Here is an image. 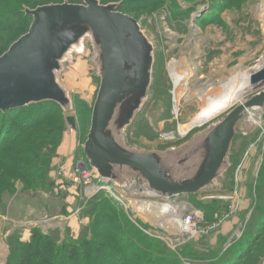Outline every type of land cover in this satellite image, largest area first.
<instances>
[{"label": "rangeland", "instance_id": "374dc122", "mask_svg": "<svg viewBox=\"0 0 264 264\" xmlns=\"http://www.w3.org/2000/svg\"><path fill=\"white\" fill-rule=\"evenodd\" d=\"M101 1L121 3L118 11L139 22L155 50L149 102L127 131L129 147L166 151L190 142L239 104L233 103L205 124L190 125L207 104V96L200 98L197 87L221 101L239 70L249 72L264 61V0ZM52 2L82 0H0V55L29 30L31 20L22 6ZM90 55L78 57L62 78L73 92L71 114L76 117L77 131L68 127L67 114L50 107L10 114L8 119L0 117V264L10 261L15 250L11 241L13 246L27 244L35 231L48 237L46 242L56 240V247L84 239L102 240L108 252L125 257L117 264H150L146 263L149 259H155L152 264H186L194 252L218 253L231 248L244 229L251 228V217L259 219L264 213V163L257 157L263 159L264 154V115L262 127L253 128L247 136L241 130L244 122L240 123L232 168L222 182L227 193L199 194L176 202L203 213L197 237L169 239L158 228L143 225L135 214L138 209H150L144 207L145 202L173 204L142 201L134 197L136 192L133 196L114 183H99L86 160L84 146L100 86ZM172 68L187 75V95L179 114L175 111ZM191 97L195 99L187 103ZM88 173L93 183L86 187L84 175ZM75 178L80 180L75 182ZM115 196H121L119 206L113 203ZM222 196L232 198L222 200ZM137 200L144 206L135 204ZM216 206L221 209L214 211ZM203 209L212 213L210 218ZM152 221L153 225L160 222ZM163 221L172 234L180 235V229L170 227V220ZM261 226L256 239L239 245L237 264H264V226L257 228ZM112 259H96L95 264H116Z\"/></svg>", "mask_w": 264, "mask_h": 264}, {"label": "water", "instance_id": "95a60500", "mask_svg": "<svg viewBox=\"0 0 264 264\" xmlns=\"http://www.w3.org/2000/svg\"><path fill=\"white\" fill-rule=\"evenodd\" d=\"M119 6L83 0L26 9L28 32L0 57V112L53 102L77 131L73 92L62 78L90 52L100 86L84 153L97 177L142 201L176 204L191 195L221 194L240 123L249 112L264 114V67L251 75L245 101L185 145L166 151L129 147L127 131L149 102L155 50L139 22ZM135 215L143 225L177 236L166 221L153 225L145 212Z\"/></svg>", "mask_w": 264, "mask_h": 264}, {"label": "trees", "instance_id": "16d2710c", "mask_svg": "<svg viewBox=\"0 0 264 264\" xmlns=\"http://www.w3.org/2000/svg\"><path fill=\"white\" fill-rule=\"evenodd\" d=\"M62 3H65V2H62ZM62 3H58V4H62ZM67 3L82 4L83 0L81 3H72V2H67ZM101 3L104 4L102 1H101ZM49 4H57V3L52 2V3L42 4V5H38L36 7H33V8L29 7V6H22L23 13L25 14V17L27 18V20L29 21V19H30L31 23H32V18L26 15L25 10L26 9H32L33 10V9L38 8V7L49 5ZM108 4H110V3H108ZM104 5H106V4H104ZM120 5H121V3H120ZM26 33L21 35L17 40H19ZM16 41H14L10 45V47ZM9 48L7 49V51L9 50ZM6 52H4V53H6ZM2 55H0V57ZM44 107H50L51 111H52V109H55V111L58 110L60 112H63V110L61 109V107L59 105H57L53 102H45V103H41V104L31 105L29 107H25L22 109H17V110H12V111H7V112H0V117H4V118L8 119L10 114L21 113L24 111H28L29 109H32V108H40L39 110H41ZM39 110H37V111H39ZM238 135H239V131H238ZM238 135H237V137H238ZM237 137H236V139H237ZM236 139H235V141H236ZM235 141H234V144H235ZM233 148H234V145H233ZM232 151H233V149H232ZM232 157H233V152H232V156H231V163H232ZM263 163H264V154H263L262 164ZM263 171H264V164H263ZM222 193H227L226 191H224V188H223ZM197 195H199V194H197ZM211 195H215V194H211ZM191 196H196V195H191ZM113 203L115 205H118V206L120 205V203L114 198H113ZM220 209H221L220 206H216L214 208V211H216V210L219 211ZM203 210H205V212L207 214V218H210L212 213L210 214V212H208L207 209H203ZM263 214H260L259 219H257L256 216L251 217V219L249 220V222H251V228L250 229L247 228L248 230L245 228L243 236L239 240H237L238 242L235 243L231 248H229L223 252H218V253H216V252H210L209 253L208 252L206 254H203V252H200V253L194 252L193 254L188 255V258H187L188 261L186 262V264L187 263H189V264H237V261H238L237 255L239 253L238 252L239 245H241V246L244 245L248 239L253 240L254 238L255 239L257 238V236L259 234V230L263 228L262 226L260 228H257L258 225L262 224L264 226V215ZM255 222H259L256 228L253 227V224ZM252 229H253V231H252ZM249 234L251 235V238H250ZM43 237L44 236H42V234H39L38 231H35L34 235L32 237V240L27 244H23V245L22 244H14V246H15L14 247L13 241H11V243H10L11 248H15V250L14 251L12 250L11 256H10V261H8L7 264H95L96 259L100 262V261H103V259L106 261H109L112 258H113L112 262L117 264L120 260L119 258H123V259L125 258V257L120 256L121 255L120 252H108L109 248L107 247V245L104 242H100L102 240H98V241L93 242V239L90 241H87V239H84L82 241L80 240L79 243L70 242L69 244L66 243V244L61 245L60 247L59 246L56 247L57 246L56 240L49 239V241L46 242V239L48 237L47 238H43ZM94 238H97V235H95ZM54 249H55V251H54ZM92 249L95 250L96 252H91ZM245 250H247V248ZM92 254H93V256H92ZM154 261H155V259H149L148 261H146V263L152 264ZM120 262H121V260H120ZM166 264H168V263H166Z\"/></svg>", "mask_w": 264, "mask_h": 264}, {"label": "bare ground", "instance_id": "6f19581e", "mask_svg": "<svg viewBox=\"0 0 264 264\" xmlns=\"http://www.w3.org/2000/svg\"><path fill=\"white\" fill-rule=\"evenodd\" d=\"M263 67H264V61L261 63L260 67H258L257 69L251 70L249 72H246L243 69L239 70L236 74L235 80L231 83V90L224 96L223 100L221 101H218L213 96H210L209 94H207L208 92L203 91L201 87L198 86L197 92H199V94L198 93L197 94L199 95L200 98L207 96L206 97L207 104L202 114L196 118L194 123L192 122L190 125L199 126V125L205 124L209 120L216 117L222 111H225L226 109H228V107H230L233 103H236V102L241 103L243 101L244 95L251 89V85H250L251 75ZM172 74L176 77V81L174 83L175 84V96H176L175 97L176 99V107H175L176 110L175 111L177 114H179L178 112L182 108L181 107L182 101L184 97L187 95V89L185 88L186 84L184 83L187 81V75H180L175 68H172ZM197 94L196 96H198ZM194 99H195L194 97H191L186 102L189 103L193 101ZM143 203L144 202H139V200L135 202V204L137 205L139 204L143 205ZM145 203H146L144 204L145 206L144 205L143 206L146 207L148 205L149 207H146V208L147 209L150 208V209L145 210L142 208L141 211L145 212L146 215L151 216L152 219L155 221H162L165 219L170 220L169 223H170L171 228H173L174 226V229L175 227H177V229H180V226H181L184 231L183 224L181 222H178V220H180L183 212L185 211V208L177 204H173L171 206L170 205L164 206L162 204H153L152 202H149V203L145 202ZM153 209H156V210H153ZM156 211L158 213H156ZM158 216H161V219H158ZM184 232L185 233L187 232L186 226H185Z\"/></svg>", "mask_w": 264, "mask_h": 264}, {"label": "built area", "instance_id": "2783aa9c", "mask_svg": "<svg viewBox=\"0 0 264 264\" xmlns=\"http://www.w3.org/2000/svg\"><path fill=\"white\" fill-rule=\"evenodd\" d=\"M247 114L248 115H246L245 119L243 120L244 123L241 126L242 134L245 135V136L249 135L252 132L253 128L262 127L261 120H262V116L264 115V114H254V113H251V112H249ZM263 129H264V126H263ZM239 131H240V127H239ZM173 134L174 133H172L171 135H173ZM258 140H259V138H258ZM81 165H82V167H84L83 164H81ZM241 168H242V166L239 167V169H241ZM84 176H85V178H88L87 180H85L84 184L86 185V187H89L93 183L92 180L89 179L90 174L88 173V174H85ZM79 180L80 179L75 178V182H78ZM97 180H98L99 183H101L103 185H106L105 182L102 181L100 178H98ZM216 196H221V195H216ZM120 197L121 196H115L114 198L118 202L122 203V200H121ZM220 198L222 200H229L232 197L231 198H229V197L227 198V197H223L222 196ZM182 207L185 208V211L183 212V214H182L180 220H178V222H181L183 224L184 231H185V226H186V231L187 232L185 233L183 231L182 227L180 226V235L179 236L177 235V237H188L189 239H194V238L197 237L198 226L202 223V215H203V213L202 212L198 213V212L191 211V210H189L188 206H184L183 205ZM168 236H169V239L173 238L172 240L177 238L175 236H170V235H168Z\"/></svg>", "mask_w": 264, "mask_h": 264}, {"label": "crops", "instance_id": "0c3cea01", "mask_svg": "<svg viewBox=\"0 0 264 264\" xmlns=\"http://www.w3.org/2000/svg\"><path fill=\"white\" fill-rule=\"evenodd\" d=\"M257 157H258V161H263V159L259 157V155H257Z\"/></svg>", "mask_w": 264, "mask_h": 264}]
</instances>
